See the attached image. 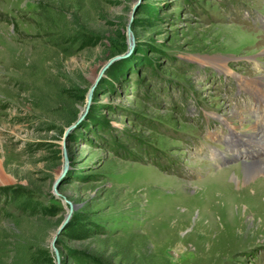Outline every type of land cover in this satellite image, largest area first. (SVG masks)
Here are the masks:
<instances>
[{"label":"rangeland","instance_id":"obj_1","mask_svg":"<svg viewBox=\"0 0 264 264\" xmlns=\"http://www.w3.org/2000/svg\"><path fill=\"white\" fill-rule=\"evenodd\" d=\"M259 15L264 0H0V264H264L261 177L237 168L257 160L209 152L261 132L243 87L264 96Z\"/></svg>","mask_w":264,"mask_h":264},{"label":"bare ground","instance_id":"obj_2","mask_svg":"<svg viewBox=\"0 0 264 264\" xmlns=\"http://www.w3.org/2000/svg\"><path fill=\"white\" fill-rule=\"evenodd\" d=\"M129 42H130V45L132 46V39L130 37H129ZM123 56H117V57L122 58ZM259 82H260V80H259ZM243 87L247 88L251 93H253L252 95L256 96L257 99H259V100H260V98L264 97L262 95H261V97H259V95H258L259 93H257L255 91V88H252L253 86H251V85L244 84ZM262 99H264V98H262ZM257 110H260V109H257ZM257 110H255V113H254L256 115L255 120L257 122L259 121L262 123V122H264V112H258ZM259 127L258 128L252 127L251 129L255 133V131H257V130L260 131ZM263 133L264 132L261 131L260 134L257 133V134H252L251 136H248L247 139H248L249 145L242 143L241 141L242 140L244 141V138H241V136H239V135H237V136L228 135L227 137H225L226 138L225 140L229 144L227 147L232 148V151H234L235 156H240L242 153V154L246 155L247 158H250V157L252 158L254 156L255 159L257 160V162H254V163H245V164L242 163L237 168L240 171V178H241L242 182H245V183L251 182V181H254V179L256 177H261L260 181L256 182L257 183L256 186L259 189L256 193H259V195L262 194V196L258 195L260 198L262 197V199H264V156H263V154H261V152L264 153V134ZM250 143L257 146V147H255L257 151L256 150L252 151L253 148H252V145ZM247 145H248V147H247ZM237 150H240V152H238ZM248 153H250V155H248ZM259 158H261V160H259ZM233 180H234V183L238 182V180H236V179H233ZM252 184H254V183L252 182ZM252 184L250 183V185H252ZM258 184H259V186H258ZM249 186L243 187V188L245 190H248Z\"/></svg>","mask_w":264,"mask_h":264},{"label":"water","instance_id":"obj_3","mask_svg":"<svg viewBox=\"0 0 264 264\" xmlns=\"http://www.w3.org/2000/svg\"><path fill=\"white\" fill-rule=\"evenodd\" d=\"M130 37V35L128 36V38ZM131 38V37H130ZM132 39V38H131ZM129 44V43H128ZM129 46V48L131 49V45L129 44L128 45ZM130 49H129V52H130ZM128 54V53H127ZM127 54L126 55H124L123 57H126L127 56ZM118 59H120V57L118 58V57H113V58H111L110 60H108L105 64H104V66H103V68H102V70H101V74L108 68V66H110L113 62H115V61H117ZM90 93H91V91H90ZM90 93H89V95H88V97H87V105H89V100H90ZM86 110H87V106H86V108H85V110H84V113L86 112ZM83 113V114H84ZM74 127V126H73ZM73 127H71L69 130H71ZM69 219V218H68ZM67 223V221L64 223V224H62V227L65 225ZM57 261H58V259H57Z\"/></svg>","mask_w":264,"mask_h":264},{"label":"trees","instance_id":"obj_4","mask_svg":"<svg viewBox=\"0 0 264 264\" xmlns=\"http://www.w3.org/2000/svg\"><path fill=\"white\" fill-rule=\"evenodd\" d=\"M80 261H83V264H89V263H93V264H97V262H93V261H90L89 259H83L81 257H77Z\"/></svg>","mask_w":264,"mask_h":264}]
</instances>
